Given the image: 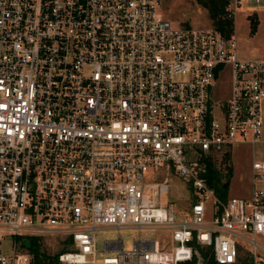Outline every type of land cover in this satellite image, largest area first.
Segmentation results:
<instances>
[{
  "label": "built area",
  "instance_id": "built-area-1",
  "mask_svg": "<svg viewBox=\"0 0 264 264\" xmlns=\"http://www.w3.org/2000/svg\"><path fill=\"white\" fill-rule=\"evenodd\" d=\"M263 102L264 56L162 0H0V264H38L36 240L52 264H178L194 241L217 264H264V188L223 198L207 163L264 141ZM102 227L165 228L170 246L99 247Z\"/></svg>",
  "mask_w": 264,
  "mask_h": 264
},
{
  "label": "rangeland",
  "instance_id": "rangeland-1",
  "mask_svg": "<svg viewBox=\"0 0 264 264\" xmlns=\"http://www.w3.org/2000/svg\"><path fill=\"white\" fill-rule=\"evenodd\" d=\"M229 10L235 15V30L239 39V51L241 55L248 57L264 56V0H230ZM162 11L165 15L177 23H193L196 25H211L212 21L208 11L196 0H162ZM257 23V29L252 30V24ZM230 73L224 74L219 82L223 91L229 85ZM264 118V106L262 111ZM229 162L232 165V173L228 174L229 167L223 154L216 157L217 164L222 172L223 182L229 181L226 189L227 195L247 196L255 187L264 188V177L255 174L254 161H264V141L256 144L235 143L229 148ZM170 182L169 196L173 198L177 207L183 209L190 207L191 190L189 182L176 174ZM123 238L125 248H130L133 241L139 237L159 238L162 246H170L168 230L158 227H102L96 231L99 247H103L104 241L110 238Z\"/></svg>",
  "mask_w": 264,
  "mask_h": 264
},
{
  "label": "trees",
  "instance_id": "trees-1",
  "mask_svg": "<svg viewBox=\"0 0 264 264\" xmlns=\"http://www.w3.org/2000/svg\"><path fill=\"white\" fill-rule=\"evenodd\" d=\"M200 5L207 9L208 15L212 21V25L221 31L224 35L230 36L235 30V15L229 10L230 0H196ZM257 29V23L252 24V30ZM229 148L225 149L223 152L218 154H213L207 159L208 163V179L210 184H212L216 191L223 197H227L225 192L227 187H224V182L222 180V172L218 166L216 157L223 154V159L227 162L229 167L228 174L232 172V165L229 162ZM195 249H198L204 258L202 264H217L213 249L211 246H203L196 241L193 242ZM35 252V260L38 264H52L54 260V255L50 254L45 244L41 240L33 241L31 248ZM178 264H198V256L194 252L193 258L191 260L180 261Z\"/></svg>",
  "mask_w": 264,
  "mask_h": 264
},
{
  "label": "water",
  "instance_id": "water-1",
  "mask_svg": "<svg viewBox=\"0 0 264 264\" xmlns=\"http://www.w3.org/2000/svg\"><path fill=\"white\" fill-rule=\"evenodd\" d=\"M228 184H229V181L224 182V187H227ZM25 244L30 247L31 246V240L26 238L25 239ZM195 253L198 256V264H202L204 262V258L202 257L200 251L198 249H195Z\"/></svg>",
  "mask_w": 264,
  "mask_h": 264
},
{
  "label": "crops",
  "instance_id": "crops-1",
  "mask_svg": "<svg viewBox=\"0 0 264 264\" xmlns=\"http://www.w3.org/2000/svg\"><path fill=\"white\" fill-rule=\"evenodd\" d=\"M241 0H239V2H240ZM263 106H264V102H263V105H262V111H263Z\"/></svg>",
  "mask_w": 264,
  "mask_h": 264
}]
</instances>
